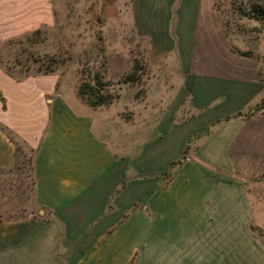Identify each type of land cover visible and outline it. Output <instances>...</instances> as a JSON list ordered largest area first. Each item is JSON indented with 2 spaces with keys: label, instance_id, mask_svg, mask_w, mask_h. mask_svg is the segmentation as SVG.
Here are the masks:
<instances>
[{
  "label": "rangeland",
  "instance_id": "374dc122",
  "mask_svg": "<svg viewBox=\"0 0 264 264\" xmlns=\"http://www.w3.org/2000/svg\"><path fill=\"white\" fill-rule=\"evenodd\" d=\"M247 1L2 0L0 69L22 78L52 64L49 100L97 113V133L128 162L132 185H147L131 203L139 213L130 231H168L180 227L170 217L199 213L227 263L264 264V32L238 9ZM229 116L199 136L204 122ZM22 149L0 170L3 220L40 216ZM183 150L171 179H142Z\"/></svg>",
  "mask_w": 264,
  "mask_h": 264
},
{
  "label": "crops",
  "instance_id": "0c3cea01",
  "mask_svg": "<svg viewBox=\"0 0 264 264\" xmlns=\"http://www.w3.org/2000/svg\"><path fill=\"white\" fill-rule=\"evenodd\" d=\"M192 30L187 26L185 40ZM56 84L54 75L17 81L0 69V125L36 150L34 207L40 215L0 220V264H236L227 263L219 234L205 229L199 213L170 217L180 227L168 231L147 233L139 223L132 231L139 210L131 203L147 185H132L128 162L99 137L95 111L49 100ZM14 149L0 128V169L13 166Z\"/></svg>",
  "mask_w": 264,
  "mask_h": 264
},
{
  "label": "trees",
  "instance_id": "16d2710c",
  "mask_svg": "<svg viewBox=\"0 0 264 264\" xmlns=\"http://www.w3.org/2000/svg\"><path fill=\"white\" fill-rule=\"evenodd\" d=\"M238 9L242 11L241 12L242 15H246L244 10L247 9L249 16L252 17L256 22H258L259 26L263 29V32H264V1L263 0H248L247 3H245V5L238 7ZM52 71H54V66L51 64L48 67H46V69L43 71L42 74H49V72H52ZM6 74L9 75L10 77H12L13 79L17 80V81H20L23 78L28 77V76L38 75V74H26L22 78H15L8 73H6ZM95 82L100 83L99 78H97L96 76H95ZM85 85H87L91 88V86L88 83L83 84V87L79 88V94L81 96H84V94L86 92V89H84ZM0 100L2 102V107L5 108V100L1 94H0ZM90 100H91L90 104L93 106H98V105H101L105 102V99L103 96H100L96 100H94V99L92 100L90 97ZM259 108H261V106H259ZM236 116H238V115H236ZM236 116H234V117H236ZM234 117H231V116L225 117L223 119L215 121L211 125H215V124H219L222 122L229 121V120L233 119ZM209 126L210 125H207L205 127V129L203 130V132L201 134H199V136H203L206 133L207 128ZM0 128L3 131V133L8 137V139L13 143L14 148H15L14 149L13 166L9 169H0V170H11V169H13V167H14L17 159H18V156L21 154L22 157H25V154L22 151L23 150L22 146H24L30 152L29 161H30L32 174H33V170H34L33 159H34V155H35L36 150L34 148L30 147L25 141H23L19 136H17L8 127L0 125ZM185 153H186V151L183 150L182 155L177 160L170 162L168 170L161 172V173H158L157 176H161L163 178L171 179L174 169L181 167V165H183L185 163V161L187 159ZM33 193H34V175H33ZM0 220H3V219L0 218ZM13 220H16V219H13Z\"/></svg>",
  "mask_w": 264,
  "mask_h": 264
}]
</instances>
